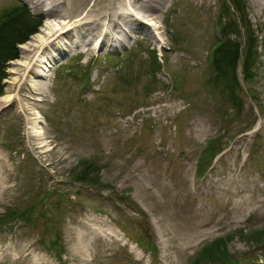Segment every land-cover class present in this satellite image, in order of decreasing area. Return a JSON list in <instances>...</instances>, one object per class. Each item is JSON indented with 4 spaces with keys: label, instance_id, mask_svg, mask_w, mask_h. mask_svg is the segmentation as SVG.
I'll return each instance as SVG.
<instances>
[{
    "label": "rangeland",
    "instance_id": "374dc122",
    "mask_svg": "<svg viewBox=\"0 0 264 264\" xmlns=\"http://www.w3.org/2000/svg\"><path fill=\"white\" fill-rule=\"evenodd\" d=\"M102 1L0 0L41 18L0 82V264H264V9L245 0L258 59L235 109L210 64L228 0H164L100 43L76 19ZM54 19L72 29L32 89L19 63Z\"/></svg>",
    "mask_w": 264,
    "mask_h": 264
},
{
    "label": "trees",
    "instance_id": "16d2710c",
    "mask_svg": "<svg viewBox=\"0 0 264 264\" xmlns=\"http://www.w3.org/2000/svg\"><path fill=\"white\" fill-rule=\"evenodd\" d=\"M228 1L229 6L226 8L224 5L226 12L231 8L235 13L237 25L244 29V42L241 44L231 38V33L237 35L236 32L231 30L233 28L231 26L234 25L233 22L236 21L227 16L222 26L224 37L213 49L210 64L215 84L219 86L221 92L229 95L231 105L238 109L241 98V85L237 72L238 64H240L242 80L248 82L253 76L258 52L254 29L251 28L245 12V0ZM40 24L41 18L31 16L24 8H18L0 19V82L4 78V65L8 60H12L18 55L16 45L25 42ZM226 28H229V31H224ZM84 169L90 170L88 168Z\"/></svg>",
    "mask_w": 264,
    "mask_h": 264
},
{
    "label": "bare ground",
    "instance_id": "6f19581e",
    "mask_svg": "<svg viewBox=\"0 0 264 264\" xmlns=\"http://www.w3.org/2000/svg\"><path fill=\"white\" fill-rule=\"evenodd\" d=\"M74 1L76 0H66V4L64 5L65 10L73 7ZM163 1L164 0H104L97 5L91 4V6L76 19L78 22L76 25L79 27L84 24H91L89 28H91V26L94 27L99 42L101 43V37L105 32L113 30L114 32L117 31V33H121L123 31V26L128 25L127 21L139 23L143 15L152 16L150 12ZM46 2H48L47 5H45ZM252 2L264 9V2H262V0H252ZM60 3L61 2H58V0H29L28 4L32 10H42L50 17L52 14L56 13L57 10L55 9L61 7ZM137 4L142 6L143 12H139L136 6ZM148 12L150 14H148ZM67 26L68 20L66 19H54L53 22L51 21L45 24V28L42 29L43 35L37 36L38 39L35 40L36 44L33 45L37 50L34 51L32 57L19 63L24 70L23 74L25 80L29 82L32 89L43 88V81L40 83V80H46L49 76L48 71L53 66L54 58L58 55L62 46L61 37L72 29V27ZM124 36H126V34H124ZM94 41H97V37L93 40V44L95 43ZM114 41L119 42V37L117 36ZM75 46H77V44ZM35 80L38 81L32 83ZM33 93L35 94L34 91ZM9 99V95H3L0 97V102L2 101L3 104H5ZM35 127L36 126L32 124L28 125V129H30L32 135L33 133H39V130L35 129Z\"/></svg>",
    "mask_w": 264,
    "mask_h": 264
}]
</instances>
